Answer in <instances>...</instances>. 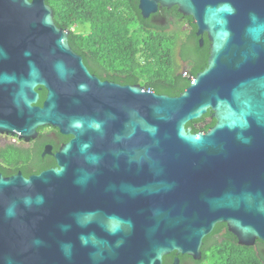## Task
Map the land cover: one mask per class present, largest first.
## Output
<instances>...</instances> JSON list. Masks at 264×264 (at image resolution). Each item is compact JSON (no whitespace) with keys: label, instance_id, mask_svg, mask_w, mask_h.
<instances>
[{"label":"water","instance_id":"water-1","mask_svg":"<svg viewBox=\"0 0 264 264\" xmlns=\"http://www.w3.org/2000/svg\"><path fill=\"white\" fill-rule=\"evenodd\" d=\"M172 6L209 43L175 96L100 81L45 0H0V131L74 133L57 167L0 175V264L199 261L218 223L264 242V0H138L145 18Z\"/></svg>","mask_w":264,"mask_h":264},{"label":"trees","instance_id":"trees-1","mask_svg":"<svg viewBox=\"0 0 264 264\" xmlns=\"http://www.w3.org/2000/svg\"><path fill=\"white\" fill-rule=\"evenodd\" d=\"M45 2L53 10L55 24L70 30L71 48L99 76L104 67L114 71L121 66L124 83H138L157 94L175 96L188 86L189 77L206 65L207 38L200 47L191 16L178 12L176 6L159 8L145 18L138 0ZM75 25L84 30L75 31ZM180 25H187L188 30L183 32ZM178 59L188 63L186 69L180 67ZM41 97L36 103L44 98L43 93ZM214 122L208 112L186 126L192 132L205 131ZM201 251L199 264H264V242L257 239L254 245H241L225 223L216 224L204 237Z\"/></svg>","mask_w":264,"mask_h":264},{"label":"flooded vegetation","instance_id":"flooded-vegetation-1","mask_svg":"<svg viewBox=\"0 0 264 264\" xmlns=\"http://www.w3.org/2000/svg\"><path fill=\"white\" fill-rule=\"evenodd\" d=\"M195 32L196 29L194 33ZM196 37L199 39L201 35H196ZM202 38L203 44H199L200 47L204 46V40L207 38L205 33L202 34ZM207 48L209 54V43ZM182 62L188 64L186 61ZM205 66L206 65H204L199 71ZM90 73L99 78L100 81L114 83L120 86L129 84L122 81L121 66L117 67L114 71L108 67L102 68V76H99L92 71H90ZM37 92L39 94L38 100L42 98L41 93L44 94V98L41 99V102L36 103L37 106H42L46 96V90L41 86L37 89ZM73 138L74 133L65 131L59 123L38 126L35 128L33 135L27 137H21L16 129H14L13 132L0 131V175L8 177L21 172L22 175L28 177L32 174H38L43 170L57 167L62 160L64 146ZM223 232L224 230L219 234ZM175 258H178L177 264H199L200 262L190 255L177 254L173 251L162 257L161 264H174Z\"/></svg>","mask_w":264,"mask_h":264},{"label":"rangeland","instance_id":"rangeland-1","mask_svg":"<svg viewBox=\"0 0 264 264\" xmlns=\"http://www.w3.org/2000/svg\"><path fill=\"white\" fill-rule=\"evenodd\" d=\"M173 28H176V27H174V26H172ZM73 29L75 30V31H83L84 30V28L82 27V26H79V25H75L74 27H73ZM180 29L184 32H186L187 30H188V26L187 25H180ZM178 63L180 64V67H182V69H186L187 68V64L186 63H184V62H182V61H180L179 59H178Z\"/></svg>","mask_w":264,"mask_h":264}]
</instances>
